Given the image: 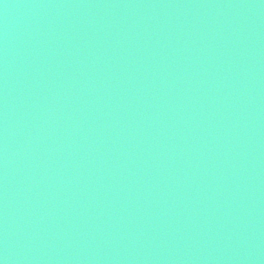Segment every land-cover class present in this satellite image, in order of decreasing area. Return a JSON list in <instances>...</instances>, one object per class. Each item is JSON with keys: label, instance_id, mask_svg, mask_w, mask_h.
Listing matches in <instances>:
<instances>
[{"label": "water", "instance_id": "95a60500", "mask_svg": "<svg viewBox=\"0 0 264 264\" xmlns=\"http://www.w3.org/2000/svg\"><path fill=\"white\" fill-rule=\"evenodd\" d=\"M0 264H264V0H0Z\"/></svg>", "mask_w": 264, "mask_h": 264}]
</instances>
